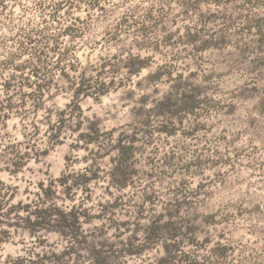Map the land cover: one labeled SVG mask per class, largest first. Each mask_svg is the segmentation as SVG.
I'll list each match as a JSON object with an SVG mask.
<instances>
[{
  "label": "rangeland",
  "instance_id": "obj_1",
  "mask_svg": "<svg viewBox=\"0 0 264 264\" xmlns=\"http://www.w3.org/2000/svg\"><path fill=\"white\" fill-rule=\"evenodd\" d=\"M0 264H264V0H0Z\"/></svg>",
  "mask_w": 264,
  "mask_h": 264
},
{
  "label": "trees",
  "instance_id": "obj_2",
  "mask_svg": "<svg viewBox=\"0 0 264 264\" xmlns=\"http://www.w3.org/2000/svg\"><path fill=\"white\" fill-rule=\"evenodd\" d=\"M220 0H215L218 3ZM230 1V0H226ZM80 91H84L87 94V90L80 89ZM78 110H80L79 106H77ZM195 104L188 106L186 111L191 112L194 111ZM119 153L121 149L118 150ZM93 178H87L86 183L90 184ZM58 183L64 188H68L69 190L77 187V184L73 182V180L69 179V177L63 175ZM41 190L45 195V198L51 197V195L55 194L53 189V184L46 187L44 184H41ZM30 206L24 207V212H27V221L29 223V230L32 235H35L37 232L46 230V231H57L64 237L69 238L70 240H77V234L82 230V222L81 216L82 214L73 208L71 211L67 212L65 210L60 209L56 205L53 207H45V206H37V208L33 211H30ZM161 232L160 227H155L152 225L148 232V238L153 239L155 236H158ZM129 253H134L133 250H128Z\"/></svg>",
  "mask_w": 264,
  "mask_h": 264
}]
</instances>
